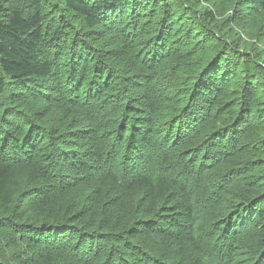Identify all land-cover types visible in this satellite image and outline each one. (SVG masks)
Segmentation results:
<instances>
[{
  "label": "trees",
  "instance_id": "1",
  "mask_svg": "<svg viewBox=\"0 0 264 264\" xmlns=\"http://www.w3.org/2000/svg\"><path fill=\"white\" fill-rule=\"evenodd\" d=\"M194 2L0 0V264H264V0Z\"/></svg>",
  "mask_w": 264,
  "mask_h": 264
},
{
  "label": "rangeland",
  "instance_id": "2",
  "mask_svg": "<svg viewBox=\"0 0 264 264\" xmlns=\"http://www.w3.org/2000/svg\"><path fill=\"white\" fill-rule=\"evenodd\" d=\"M214 2H215L214 0H212V1H210V0H195V2L193 3L192 6L194 8L199 9L200 11H203L204 9L210 10L212 7H213L212 10L216 11L219 8L218 10L221 12V15L218 16L217 19L221 20L220 24L224 27L223 34L225 35L226 39L229 40V42L233 43L232 40L235 38L232 37L230 28L237 25V22H236L237 18L234 19V15H233L234 14V6H235V3L237 2V0H233L232 2H229L226 5H222V7L220 5L215 6ZM243 21L244 20L240 21L241 25L244 24ZM239 31H240V33L237 32V34H238V36H241V39H242L241 49L251 51L254 48H258L259 49L258 53L263 54V49L261 48V46L258 43H254V40L248 39V37L246 35L241 34L242 33L241 30H239Z\"/></svg>",
  "mask_w": 264,
  "mask_h": 264
}]
</instances>
